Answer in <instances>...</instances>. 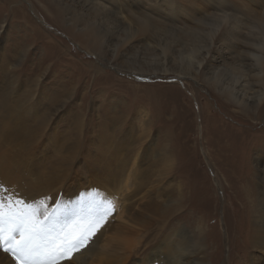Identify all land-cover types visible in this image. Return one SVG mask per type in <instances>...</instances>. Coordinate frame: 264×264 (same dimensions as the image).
Segmentation results:
<instances>
[{
    "label": "rangeland",
    "instance_id": "rangeland-1",
    "mask_svg": "<svg viewBox=\"0 0 264 264\" xmlns=\"http://www.w3.org/2000/svg\"><path fill=\"white\" fill-rule=\"evenodd\" d=\"M74 1L0 0V62H5L4 69L10 76L0 72V85L4 90H15L10 86L17 77L18 85L21 82L26 84L12 95L13 99H19L26 89L32 90L36 86L40 76L39 85L35 87L38 95L42 91L40 87L46 89L45 93L50 97L57 94L56 90L63 92L67 87V92H70L66 95L70 97L68 100L60 97L61 107L50 105L49 110L55 114L40 135L42 144L39 147L34 144L29 150L47 175L56 174L55 178L62 180L60 189L56 191L59 205H63V192L67 188L74 190L75 196L95 197L97 206L102 207V195L95 193L97 184L88 160L108 153L103 146L111 134L113 145L109 146L110 150L117 146L121 152L116 144L122 142V161H125L123 166L126 168L120 171V183H115H119V192L115 195L117 202L111 203L112 211L115 210L108 215L109 221L113 226L118 222L125 223L123 219H118L129 211H140L146 219V224L137 226L133 232L135 237L128 238L137 248L132 262L141 264L146 254L159 244L157 241L162 236L181 229L191 237L187 242L188 250L200 252L194 264H239L240 259H243L238 248L240 230L247 227L244 218H248L241 208L245 201L238 202L236 198H242L238 193L239 180L244 182L253 179L250 175L244 176L253 164L252 153L242 154L250 148L249 141L254 145L264 140V117L257 112L255 120L243 118L248 124L243 126L239 122L243 120L239 117L238 107L220 105L217 91L203 79L207 75L199 77L201 69L199 73H190L194 79L183 77L178 72L181 62L202 60L204 49L210 54L222 43L220 39L223 37L219 39V34L212 37L202 34L218 25V14L226 13L229 16L227 18H236L231 20L234 24L229 30L232 33L236 27L240 28V31H236L239 34H235L238 38L233 48L236 55L245 50L243 43H239L245 39L246 42L260 44L263 54L264 0H219L223 8L210 5L212 0H116L119 2H115L118 4L117 18L101 13L97 17L98 21L94 19L95 13L91 18L90 9H87L97 7L94 0H77L80 2L76 7ZM96 1L108 13L110 1ZM80 3L85 4V7ZM152 4L154 6L151 9L149 6ZM57 8L65 10L66 18L73 15L82 21L73 26L67 22L57 23L53 14ZM146 10L150 14L149 29L143 25ZM94 21L101 26L99 30L102 36L107 37L103 42L110 45L102 49V58L72 40L65 26L70 25L73 32L80 33L81 29ZM111 30L115 31L114 39L110 36ZM222 36L225 37V33ZM79 40L89 43L85 37ZM153 60H165L163 67L167 68V72L162 75L144 73L140 77L131 75L130 68L139 70V65ZM38 62L44 65L43 68L40 72H37L38 69L32 71L36 68L35 64L40 65ZM32 72V75H28ZM71 74L72 78L74 74L75 82L68 84V81L72 82L69 78ZM262 83L264 85V81ZM83 94L86 96V105L81 111L79 106L83 103ZM104 99L107 100L105 105ZM35 100H39L38 97ZM201 102L215 114L204 118V124L199 112L202 110ZM221 107L231 115H226ZM263 107L264 102L257 111ZM49 110L43 109L40 114H48ZM122 117L125 122L111 123V127L103 133L102 121L110 122V118ZM77 127L79 135L75 136ZM204 127L207 128V140L204 139ZM76 139L78 146L69 150V144H74ZM166 144L169 149L167 160L156 161L162 163L151 168L140 193L136 189L138 180L133 173L141 167V170L146 168L149 158L152 161L163 147L166 148ZM42 148L43 154L40 153ZM10 150L11 153L14 148ZM145 154L148 158L143 163ZM134 159L137 161L133 162ZM55 167L60 168L58 172L54 171ZM102 185L105 186L104 183ZM169 192L177 204L173 215L165 221L167 212L163 211L162 201ZM147 204L156 206L157 211L146 213ZM134 206L139 208L135 209ZM229 229L234 238L230 248ZM111 232L105 234V243L112 237ZM122 244L112 240L111 251L107 252L117 253ZM247 250L251 252L253 249L247 246L244 253ZM259 254L264 256L262 252ZM122 255L123 252L119 254ZM246 257L241 264H247ZM257 264H264V257H259Z\"/></svg>",
    "mask_w": 264,
    "mask_h": 264
},
{
    "label": "bare ground",
    "instance_id": "bare-ground-1",
    "mask_svg": "<svg viewBox=\"0 0 264 264\" xmlns=\"http://www.w3.org/2000/svg\"><path fill=\"white\" fill-rule=\"evenodd\" d=\"M94 1V5L97 7L94 8V6H92L87 8L90 9L92 13H89L91 18L93 13H95L94 19L96 20L101 13L104 16L109 15L110 17L117 18L118 11L116 7L118 4L115 2L118 1L109 0L110 9L108 13L102 8V4H98L99 2L96 0ZM79 2H77V0L74 1V7H76L75 5ZM210 5L216 8L219 6L223 8L222 2L219 0H212ZM81 6L85 7V4H81ZM153 6L154 4L149 6V8L152 9ZM106 8L108 7L106 6ZM147 12L149 13V10L144 11L143 16V25L145 29H149L151 24L150 14ZM53 14L57 23L59 21L67 22L73 26L82 21L81 19L75 18L73 15L67 16L66 18L65 10L59 8L54 9ZM86 14H84V16ZM227 17L229 16L226 13L216 15L218 25H214L212 31L202 33L203 35H209L211 37L214 36V34H219V39L223 37L220 39L222 43L210 54H208L207 49H204L202 60L194 62L187 60L181 62V66H179L180 72L178 73L183 77L193 78L190 73H199L201 69L199 77L207 75L203 79L217 91L221 106L236 105L240 111L239 117L242 120L243 118L255 120L257 112H260V115L264 117V107L257 111L258 106L264 102V85L262 83V81H264V53L262 54V47L260 44L246 42L245 39L244 42H239L243 43L245 50L236 55L233 48L238 38L235 34H239L236 31H240V28L236 27L235 31L230 33L229 30L234 24V21L231 20H236V18L229 19ZM224 24L226 25L221 27ZM87 25L85 29H81L82 32L80 33L73 32V28L70 25L65 26L72 40L76 41L80 46L87 48L92 54H98V58H102V49L110 46L108 42H103L107 37L102 36V31L99 30L101 26L98 25L97 22L94 21ZM114 28L116 27L114 26ZM221 32L223 34L225 33V37L222 36ZM110 36L112 39L116 37L114 30L110 31ZM82 37H85L89 43L81 42L79 39H82ZM112 54L114 55L113 50ZM17 55L18 54L15 56L17 57ZM17 58H15V60ZM164 61L153 60L145 62V64L139 65V70L130 68L132 72L131 75L140 77L144 76V73L146 75L165 74L167 68L163 67L165 64ZM38 63L40 65L35 64L36 68L32 71L38 69L37 72H40L44 65L40 62ZM4 66L5 62H0V72L10 78ZM161 67L163 68L160 69ZM33 73L34 72L28 75H32ZM97 76L99 77L100 75L98 74ZM39 77L40 76H38V78ZM74 77L73 74V78ZM38 78L35 87L39 85ZM69 78L72 82L68 81V84L75 82L72 78V74L69 75ZM257 79H259V81H257ZM17 81L18 78L15 77L12 86H10L11 89L15 90L11 91L4 90L3 86L0 85V87H2L0 88V264H135L132 262V258L133 254L137 253V248L128 238L135 237L133 232L136 231L137 226L139 227L146 224L145 215L140 211L135 213H130L129 211L125 213L126 215L124 217H122V214L118 219V221L123 219L122 221L125 223L118 222L115 226L111 225L108 216L115 210L114 208L112 211L111 203L117 202L115 195L119 192L117 185H119L120 181H118V179H121L120 171L125 167L123 166L125 161H122V142L120 141L116 144L121 149V152H119L117 146L116 148L113 147V150H110L109 146L112 147L113 145V142L110 141V139H112L110 134L109 141L105 140V145L103 146L104 150L108 153L104 152L102 157L98 156L95 159L88 160V165L90 170L92 169L91 173L97 184L95 193L98 194V196L102 195V207L101 205L100 207L97 206V201L95 202L94 199L95 197L93 198L91 195L75 196L73 193L74 190H69L67 188H65L63 192V196H65L63 205L60 206L58 202L59 195L56 196V191L58 192L60 189L61 186L59 185L62 180L55 178L54 175L56 174H53V176L52 174L47 175L45 169L38 165L39 161L29 150L34 144H36L37 147L42 144L40 135L47 129V126L52 121L51 117L55 114V112L52 113V110H49L50 105L56 104L55 107H61L59 103H61L62 99H60V97H66L70 92H67V87L63 92L56 90L57 94L54 93L52 97H50L46 95V89H43V87H40L42 91L40 90L39 95L36 93L34 87L32 90L26 89L23 92L25 94L19 99H13L12 95L16 94L17 90L22 89V87L26 85L21 84L22 82L18 85ZM83 96V103L79 106V108L81 107V111L84 110L86 105V96L85 94H83ZM36 97H38L39 100H35ZM68 98L70 97H66V100H68ZM106 101L107 100L104 99V105L107 103ZM200 105V110H202L199 112L204 124V118L208 115L212 116L214 112L207 108L205 103L203 104L201 102ZM220 105L218 104L219 107ZM107 106L109 107V105ZM43 109L49 110V112H47L48 114H40ZM207 109L208 111H206ZM222 111H224L226 115H231L226 109H222ZM244 120L239 122L243 126L248 125ZM109 121L110 122H108V120L102 121L103 133L108 127H111V123L125 122V118H110ZM78 127L76 128L75 136L79 135ZM206 131L207 128L205 129L204 127V139L206 138ZM263 141L264 140L253 142L254 145L249 141L248 144L250 148L245 150L242 154L243 156L252 153V155H250L253 164L244 176L249 177L250 175L253 179L251 181L244 180V182L239 180L240 186L238 188V193L243 199L236 198L238 202H240L239 200L245 201L243 206L240 203L238 205L239 207L242 206V213L244 214L245 212V216L248 218V220L244 218V223L247 227H243V229L240 230L238 242V248L241 250L240 252L242 253L243 259L247 254V264H257L259 257H264L259 254V252L264 254ZM73 143L74 144H69V146L71 145L69 150H72V148L76 149L78 146L77 139L76 142ZM37 147H34V149ZM13 148L14 151L10 153V149ZM40 153L43 154V148ZM167 155L169 156V149L166 144V148L163 147L162 151L152 160L155 162H152L149 158L150 161L148 160V163L145 162L148 164L146 168L143 170H141L142 167L137 170L136 168L134 169L136 171L133 175L135 179L138 180L136 181V189H138L139 192L140 189L146 185L145 183L151 172V168L156 167L158 163H162L156 161L167 160ZM38 158L41 159L40 157ZM147 158L145 154L144 158L142 157V162L144 163ZM135 161L137 160L134 159L133 162ZM131 166L133 167L132 164ZM59 169V167H55L54 171L58 172ZM128 170L129 169H127V171ZM53 177L55 179H52ZM54 180L58 182L56 183ZM117 181L119 183L115 185ZM102 183H104L105 186H103ZM135 193L138 194L137 191H135ZM137 196L138 195L135 197ZM229 197L230 195H228V200L230 199ZM97 198L100 199V197H96V199ZM162 202L164 203L162 204L163 211L167 212V216H165L166 221L173 215L177 202L172 198L171 193L166 195ZM135 203L137 202L135 201ZM137 208L139 207H135V209ZM176 210H178V208ZM145 211L146 213L156 212L157 209L156 206L147 204ZM115 219L116 218H114V220ZM250 224H252V226H250ZM228 225L230 226V223ZM111 230L110 236L112 237L105 243V234ZM229 230L228 239L230 240V248V245H233L234 238L232 237V230ZM172 231L170 233L167 232L166 235L162 236L161 239L157 241L159 244L146 254L141 264H194L195 261L199 259L197 255L200 254V252L192 253L188 250L189 247L187 242L191 239L189 233L187 236V233L181 229H178L177 232ZM112 240L123 242L122 248L117 253L107 252V250L111 251L110 245ZM247 246H250L253 250L251 252L247 250L244 253ZM199 249L202 251L201 247H199ZM121 252H123V255L119 256ZM194 252H196V250H194ZM112 257L114 258L113 261ZM243 259H240L239 264L242 263Z\"/></svg>",
    "mask_w": 264,
    "mask_h": 264
}]
</instances>
